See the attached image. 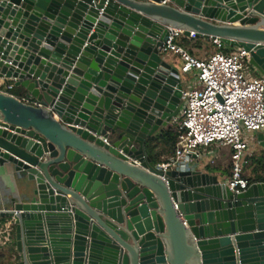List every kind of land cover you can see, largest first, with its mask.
<instances>
[{"label":"water","instance_id":"water-1","mask_svg":"<svg viewBox=\"0 0 264 264\" xmlns=\"http://www.w3.org/2000/svg\"><path fill=\"white\" fill-rule=\"evenodd\" d=\"M168 1L0 0V80L27 98L0 92L11 264H264V183L234 194L146 151L182 100L169 28L243 49L264 77V0Z\"/></svg>","mask_w":264,"mask_h":264},{"label":"built area","instance_id":"built-area-1","mask_svg":"<svg viewBox=\"0 0 264 264\" xmlns=\"http://www.w3.org/2000/svg\"><path fill=\"white\" fill-rule=\"evenodd\" d=\"M181 37V30L169 28L168 39L159 48V54L179 56V71L183 76L194 73L196 82L181 91L176 143L171 155L158 166L163 171L194 170L191 164L201 158V147H227L230 177L226 185L239 194L251 186L243 173L247 141L242 133L264 132V77L245 73L244 65L249 64L250 56L243 49L225 53V45L214 38L211 44L215 51L208 57L197 58L178 44ZM193 37L191 33L189 38ZM11 88L9 85L6 89ZM13 241L12 221L0 223V246Z\"/></svg>","mask_w":264,"mask_h":264},{"label":"crops","instance_id":"crops-1","mask_svg":"<svg viewBox=\"0 0 264 264\" xmlns=\"http://www.w3.org/2000/svg\"><path fill=\"white\" fill-rule=\"evenodd\" d=\"M169 3L168 0H165V4ZM214 23V21H213ZM237 24V23H236ZM236 24H228V25H236ZM195 39H200L202 41H205L199 37H193ZM208 44V45H207ZM206 46H211V49H213V46L211 44V40L205 41V43L202 45V49ZM227 49H224L225 53H230L238 50L234 47L226 46ZM201 50H198L196 48L193 49L194 56L197 58H204L201 56L195 55V52L200 53ZM165 61L172 64L174 67H177L179 69L181 65V59L177 55H165L163 57ZM254 72L258 75H260L255 69ZM186 75L183 76L184 83H183V89L187 88L189 84H186ZM193 75V74H192ZM193 83V82H192ZM191 83V84H192ZM0 91L13 95L14 97L20 98V99H27L25 96V90L22 88H11L10 90H7L0 80ZM179 122V114L177 117L172 120L170 123L167 124L166 127L160 128L153 137H157L161 135L163 132L169 130V131H176L178 127ZM248 134H244L243 138L247 141V151L246 156H251L255 154L256 152L262 150L260 147L257 146L255 143L254 137L256 133L247 132ZM172 149H170L163 140H158L155 142V148L154 153H158L159 160L158 163L162 162L166 157L171 155ZM199 153L201 154L200 159H194L193 163L191 164L192 168L195 171H200L201 173H207L213 177H216L217 180L221 183H227L229 177H230V151L227 147H220L217 145H210L208 147H201L199 149ZM148 157L152 160L151 155L147 152ZM157 163V162H156ZM10 194H14V187L12 185L11 180H8L6 178H3L0 176V198H7ZM10 220L1 221L3 222H9ZM11 247H13V253L11 252ZM15 244L14 241L8 245L5 246L4 249L0 252L3 255V258H5L6 264H11L10 258L15 254Z\"/></svg>","mask_w":264,"mask_h":264},{"label":"trees","instance_id":"trees-1","mask_svg":"<svg viewBox=\"0 0 264 264\" xmlns=\"http://www.w3.org/2000/svg\"><path fill=\"white\" fill-rule=\"evenodd\" d=\"M205 43V41H202L200 39L195 38H187V37H181L178 41V44L191 56H194L193 48H196L198 50L202 49V45ZM227 49V47H225ZM224 51V50H223ZM225 52V51H224ZM178 136V131H165L161 135L157 137H152L148 140L146 144V151L151 155L152 161L157 162L159 160L158 153H154L155 148V142L158 140H163L165 144L173 150L174 145L176 143V139ZM249 173L247 177L248 185H252L255 183H264V154L260 155H251L244 168L243 173ZM2 221V220H1ZM4 221V220H3ZM3 246H0V252L2 251ZM11 252L13 253V247H11ZM4 262L3 255L0 253V264Z\"/></svg>","mask_w":264,"mask_h":264},{"label":"rangeland","instance_id":"rangeland-1","mask_svg":"<svg viewBox=\"0 0 264 264\" xmlns=\"http://www.w3.org/2000/svg\"><path fill=\"white\" fill-rule=\"evenodd\" d=\"M208 45V44H207ZM224 47H226V46H224ZM194 49V48H193ZM215 50H214V48L213 49H211V46H206V47H204V49H202V51L200 52V53H198V52H195V55H197V56H201V57H208L210 54H212L213 52H214ZM231 53V52H230ZM244 71H245V73L248 75V76H250V77H255V78H259V77H261V75H258V74H256L255 72H254V68L251 66V65H249V64H245L244 65ZM193 82V83H192ZM196 82V79H195V75H194V73H193V75H192V73L191 74H187L186 75V84H189V85H192V84H194ZM192 83V84H191ZM244 134H248L247 132H243L242 133V136H244ZM260 154H264V150H260V151H258V152H256L255 153V155H260ZM248 175H249V173L247 172V173H244V176L247 178L248 177ZM5 248V246L3 247V249ZM2 264H6L5 263V258H4V262L2 263Z\"/></svg>","mask_w":264,"mask_h":264}]
</instances>
